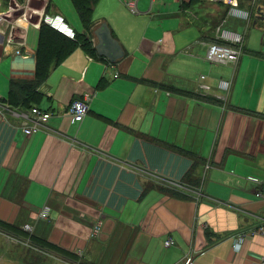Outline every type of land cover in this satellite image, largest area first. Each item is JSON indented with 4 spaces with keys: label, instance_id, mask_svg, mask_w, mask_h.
<instances>
[{
    "label": "crops",
    "instance_id": "obj_1",
    "mask_svg": "<svg viewBox=\"0 0 264 264\" xmlns=\"http://www.w3.org/2000/svg\"><path fill=\"white\" fill-rule=\"evenodd\" d=\"M136 1L98 0L88 32L74 0H0V99L51 112L31 135L23 114L0 117V221L57 264H264V0ZM74 9L76 38L43 20ZM102 23L116 61L96 49ZM235 41L236 63L206 58Z\"/></svg>",
    "mask_w": 264,
    "mask_h": 264
},
{
    "label": "built area",
    "instance_id": "obj_2",
    "mask_svg": "<svg viewBox=\"0 0 264 264\" xmlns=\"http://www.w3.org/2000/svg\"><path fill=\"white\" fill-rule=\"evenodd\" d=\"M154 1V0H153ZM210 2H227L231 3L234 6L238 5V0H207ZM128 6L132 11L138 12V6L136 0H127ZM43 20L47 22L51 27L56 30L64 33L65 35L76 38L77 31L70 25L65 16L58 13L45 14ZM236 42V41H235ZM241 42L235 43H221V42H210L207 45L206 49V58L212 62H221V63H236L240 57L241 49L238 46ZM205 76H202L204 78ZM202 88L208 89L209 86L205 83L201 84ZM9 105L0 99V117L6 118L8 115ZM89 111V105L87 99L77 98L72 101L69 105L68 113L73 121L81 120ZM14 115L23 116L26 119V124L23 127L24 132L27 135L40 130L51 117V112L41 109L40 107H33L30 111L27 112H13ZM258 196L264 197V188L257 193ZM40 215L44 218L49 217V211L44 209ZM28 229H31L30 226H27ZM172 240L166 242L167 245H170ZM190 259L187 260L186 264H191Z\"/></svg>",
    "mask_w": 264,
    "mask_h": 264
},
{
    "label": "rangeland",
    "instance_id": "obj_3",
    "mask_svg": "<svg viewBox=\"0 0 264 264\" xmlns=\"http://www.w3.org/2000/svg\"><path fill=\"white\" fill-rule=\"evenodd\" d=\"M75 16L77 17V22L71 21L68 19L70 24L76 29V31L81 32L82 26L80 24V20L78 17V13L74 9ZM79 20V21H78ZM76 22V23H75ZM9 110H7L10 114L16 111V109L9 104ZM11 106V107H10ZM29 107V106H28ZM31 106L30 108H32ZM191 172V171H190ZM190 172L186 175V180H191V178H195V176L190 177ZM17 227L13 225V227ZM0 264H57L60 263L58 259L55 258V255H51L48 252L49 250H44L45 246L43 244H39L38 240L34 237L24 239L19 237L18 233L9 232L4 230L0 225ZM20 230H24L19 226ZM25 232V231H23ZM28 235V234H27ZM30 239V241H29ZM41 243V242H40ZM42 246V247H41ZM47 251V252H46Z\"/></svg>",
    "mask_w": 264,
    "mask_h": 264
},
{
    "label": "trees",
    "instance_id": "obj_4",
    "mask_svg": "<svg viewBox=\"0 0 264 264\" xmlns=\"http://www.w3.org/2000/svg\"><path fill=\"white\" fill-rule=\"evenodd\" d=\"M74 1H75L76 5H77V8H78L82 23L86 27V30L88 32H90L92 30L94 24H95V22L93 20V17H92V13H93L95 4L97 3L98 0H74ZM76 34L78 35V32ZM76 40H78L77 42H81L89 51H94L95 50V47L92 45V41H91V39L89 38V36L87 35L86 32L83 34V36H78V39H76ZM65 48H63V51H68L69 50V49L64 50ZM59 58H62V57L59 56L58 59ZM50 66H51V63H47L46 65L42 63L40 65L39 80H38L39 82L44 80L47 72H49ZM45 67H46V72H44L45 71ZM31 93H33V92L32 91L31 92H29V91L25 92V96H24V94H22V96L20 97L21 99H19V101H17V102L20 103V101L23 100V102L28 105V101H31L32 98H33L32 95H30ZM28 106H30V105H28ZM240 110H242V109H240ZM188 154L194 160L191 172H193L196 168L200 167L201 164H205L204 158L202 156H200L199 154H197L195 152H190ZM191 172H190V177H191ZM190 181L196 182L197 178H191ZM0 225L2 227H4L3 228L4 230H7L9 232H15V233H18L19 235L27 234V233L21 231L19 228H16L15 226L13 227V225H9V224L1 222V221H0ZM47 246L48 247H52V248H54L56 250H59L52 244L51 245L49 244Z\"/></svg>",
    "mask_w": 264,
    "mask_h": 264
},
{
    "label": "water",
    "instance_id": "obj_5",
    "mask_svg": "<svg viewBox=\"0 0 264 264\" xmlns=\"http://www.w3.org/2000/svg\"><path fill=\"white\" fill-rule=\"evenodd\" d=\"M264 12L261 8L258 9V19H264ZM95 35L98 38L96 49L100 55L109 58L110 61H116L124 55V49L119 41L113 36L112 31L107 23H102L95 30ZM193 258L190 259V262Z\"/></svg>",
    "mask_w": 264,
    "mask_h": 264
}]
</instances>
